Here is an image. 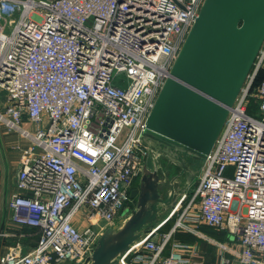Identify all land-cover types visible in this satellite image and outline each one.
<instances>
[{"label":"built area","instance_id":"built-area-1","mask_svg":"<svg viewBox=\"0 0 264 264\" xmlns=\"http://www.w3.org/2000/svg\"><path fill=\"white\" fill-rule=\"evenodd\" d=\"M204 1L0 0V122L31 141L7 207L14 225L38 234L28 253L13 250L0 264H82L104 229L129 217L130 192L151 162L147 118ZM259 72L264 40L173 228L202 222L236 235L240 264H264ZM24 114L35 133L20 130ZM152 230L119 264H206L187 260L179 242L162 255L170 234L157 243Z\"/></svg>","mask_w":264,"mask_h":264},{"label":"water","instance_id":"water-1","mask_svg":"<svg viewBox=\"0 0 264 264\" xmlns=\"http://www.w3.org/2000/svg\"><path fill=\"white\" fill-rule=\"evenodd\" d=\"M263 40L264 0L204 1L142 133L156 167L144 168L130 192L135 208L104 229L82 264H119L118 257L176 207L212 150ZM171 166L177 172L168 179Z\"/></svg>","mask_w":264,"mask_h":264},{"label":"crops","instance_id":"crops-1","mask_svg":"<svg viewBox=\"0 0 264 264\" xmlns=\"http://www.w3.org/2000/svg\"><path fill=\"white\" fill-rule=\"evenodd\" d=\"M5 107L6 94L0 89L1 114H4ZM41 126H47V121L44 120ZM19 128L29 134L35 133L36 130L35 125L29 122L25 114L22 116ZM30 146L29 138L23 137L18 130L7 129L0 122V258L5 257L13 250L19 255H24L36 246L38 240L37 230L19 227L10 221V211L7 207L12 195L17 193L16 180L21 169V159ZM174 172L177 171H169L168 179L173 176ZM196 185L197 182L195 184L191 182L182 198L179 199L176 208L157 219L151 239L161 243L162 237L170 234L169 242L162 253L164 256L169 253L172 242H179L188 246L183 251V255L191 262L213 264L223 256L232 264H240L238 254L241 247L236 235L211 228L202 222H187L184 228L173 230L179 215L191 201ZM164 188L161 186V190ZM221 245L226 249L223 252L220 251ZM62 264L72 263L64 262Z\"/></svg>","mask_w":264,"mask_h":264},{"label":"rangeland","instance_id":"rangeland-1","mask_svg":"<svg viewBox=\"0 0 264 264\" xmlns=\"http://www.w3.org/2000/svg\"><path fill=\"white\" fill-rule=\"evenodd\" d=\"M6 33H8V30H6ZM248 114H250V116H252V117H257V109H255V107L254 106H250V108H249V111H248ZM148 166H149V168H151L152 167V165H151V162H148ZM225 176H227V177H230L231 176V169H227L226 170V172H225ZM197 176H195L194 178H193V180H192V182L195 184L196 182H197ZM166 214V213H165ZM164 215V214H163ZM162 215V216H163Z\"/></svg>","mask_w":264,"mask_h":264},{"label":"flooded vegetation","instance_id":"flooded-vegetation-1","mask_svg":"<svg viewBox=\"0 0 264 264\" xmlns=\"http://www.w3.org/2000/svg\"><path fill=\"white\" fill-rule=\"evenodd\" d=\"M156 159H157V156L150 151V160H151L152 167L149 168V170L153 171L154 168L156 167ZM159 160L161 161V163H163L162 158L159 157ZM199 167H200L199 165L195 167V171H196L195 176H197ZM171 168H172V171H174L175 168L173 166H171Z\"/></svg>","mask_w":264,"mask_h":264},{"label":"trees","instance_id":"trees-1","mask_svg":"<svg viewBox=\"0 0 264 264\" xmlns=\"http://www.w3.org/2000/svg\"><path fill=\"white\" fill-rule=\"evenodd\" d=\"M264 73L263 72H259L257 77H256V80H255V83L254 84H257L259 83V81L263 78V75Z\"/></svg>","mask_w":264,"mask_h":264}]
</instances>
